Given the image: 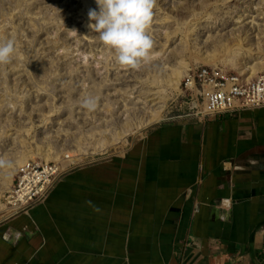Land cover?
Listing matches in <instances>:
<instances>
[{
  "label": "rangeland",
  "instance_id": "1",
  "mask_svg": "<svg viewBox=\"0 0 264 264\" xmlns=\"http://www.w3.org/2000/svg\"><path fill=\"white\" fill-rule=\"evenodd\" d=\"M90 8L95 0H0V41H14L11 59L0 64V204L10 209L20 162L121 156L152 127L200 111L202 89L183 84L193 69L264 73V0H155L152 48L135 68L116 63L88 27ZM89 96L93 108L82 103Z\"/></svg>",
  "mask_w": 264,
  "mask_h": 264
},
{
  "label": "crops",
  "instance_id": "2",
  "mask_svg": "<svg viewBox=\"0 0 264 264\" xmlns=\"http://www.w3.org/2000/svg\"><path fill=\"white\" fill-rule=\"evenodd\" d=\"M0 264H264V109L159 124L71 169L0 220Z\"/></svg>",
  "mask_w": 264,
  "mask_h": 264
},
{
  "label": "built area",
  "instance_id": "3",
  "mask_svg": "<svg viewBox=\"0 0 264 264\" xmlns=\"http://www.w3.org/2000/svg\"><path fill=\"white\" fill-rule=\"evenodd\" d=\"M183 84L192 93L202 89L204 98L203 108L200 111L194 108L193 115L186 119L199 120L264 109V73L249 80L240 74L231 75L218 68L202 66L193 69ZM81 165L71 162L70 156L48 163L39 160L25 162L8 192L7 205L16 208L10 216L44 201L68 171Z\"/></svg>",
  "mask_w": 264,
  "mask_h": 264
},
{
  "label": "clouds",
  "instance_id": "4",
  "mask_svg": "<svg viewBox=\"0 0 264 264\" xmlns=\"http://www.w3.org/2000/svg\"><path fill=\"white\" fill-rule=\"evenodd\" d=\"M95 4L87 11L88 27L114 53L116 63L135 68L147 60L153 44L147 29L155 0H95ZM13 52V40L0 41V64L8 63ZM82 103L93 108L95 98L85 97Z\"/></svg>",
  "mask_w": 264,
  "mask_h": 264
},
{
  "label": "bare ground",
  "instance_id": "5",
  "mask_svg": "<svg viewBox=\"0 0 264 264\" xmlns=\"http://www.w3.org/2000/svg\"><path fill=\"white\" fill-rule=\"evenodd\" d=\"M215 64V63H214ZM205 65H213V62L212 61H210V60H208V61H205ZM244 72H246L247 73V71L245 70ZM248 74V76H250L249 78H246V79H255V78H257L256 76L258 75V73L257 72H254V73H247ZM255 77V78H254ZM245 78V77H244ZM163 120V117H154L153 119H151L149 122H148V124H146L145 125V127L146 126H148V125H151V124H159L161 121ZM127 136L125 135V136H122V138L120 139V140H124L125 138H126ZM112 145H110V147H102V148H100V149H96V152L99 154V153H103V152H105V151H107V150H109V149H112V148H114L115 146H116V144L115 143H111ZM64 157L65 156H70L71 157V160H73L74 158L75 159H77V158H80V159H83L84 157H86V156H89L87 153H84V154H79V153H74V155L73 156H71V155H67V154H65V155H63ZM39 159V160H42L43 162H45V163H48V160H46V158H42V157H40V156H37V155H35V158L34 159H29V160H27V161H22V162H20L19 164H18V167L20 168L21 166H23L24 165V163L25 162H31V161H34L35 159ZM59 159V158H58ZM55 161H58V160H54V162ZM19 168H18V170H17V173H18V171H19ZM11 173V172H10ZM17 175V174H16ZM16 177V176H15ZM7 178H9V177H7ZM12 206H14V205H12ZM16 210V208H12L11 207V209L8 207V206H6V205H4V204H0V218H2V217H4V216H6V215H9L11 212H13V211H15Z\"/></svg>",
  "mask_w": 264,
  "mask_h": 264
}]
</instances>
